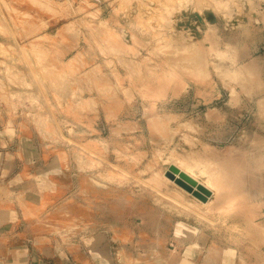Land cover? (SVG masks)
<instances>
[{
  "label": "rangeland",
  "instance_id": "1",
  "mask_svg": "<svg viewBox=\"0 0 264 264\" xmlns=\"http://www.w3.org/2000/svg\"><path fill=\"white\" fill-rule=\"evenodd\" d=\"M0 163L41 264H264V0H0Z\"/></svg>",
  "mask_w": 264,
  "mask_h": 264
},
{
  "label": "crops",
  "instance_id": "2",
  "mask_svg": "<svg viewBox=\"0 0 264 264\" xmlns=\"http://www.w3.org/2000/svg\"><path fill=\"white\" fill-rule=\"evenodd\" d=\"M5 168L6 166L0 163V171ZM28 170H22V173L29 172ZM38 171L35 169L31 172ZM21 182H25L27 186L21 185ZM1 187L3 193L0 198V264H41L39 247L34 238L37 231L26 226L25 218L29 211L35 209L34 205L40 198L38 197V190L41 192L40 181L36 179L16 181L10 178L3 182ZM19 204L25 206L20 207Z\"/></svg>",
  "mask_w": 264,
  "mask_h": 264
},
{
  "label": "bare ground",
  "instance_id": "3",
  "mask_svg": "<svg viewBox=\"0 0 264 264\" xmlns=\"http://www.w3.org/2000/svg\"><path fill=\"white\" fill-rule=\"evenodd\" d=\"M218 4V2H217ZM221 5V4H220ZM223 8V7H222ZM162 39V38H161ZM160 40V39H159ZM257 61V60H256ZM260 67V66H259ZM232 89V88H231ZM230 90V88H229ZM233 90V89H232ZM229 93V92H228ZM162 101V100H161ZM165 113V112H164ZM169 124V123H168ZM190 127V126H189ZM172 166L173 168L175 169L174 170V173H172V178H165L168 182L170 183H173V182H176L175 180L177 179H180L182 180V184H185L186 185H190V189L191 190H194L196 188V184H198V181H202L204 182L203 180L197 178L196 174L193 172V168L191 166H188V165H184V166H179V165H175L172 163ZM190 167V168H189ZM192 168V169H191ZM172 172V171H171ZM201 173V171H200ZM212 173V172H211ZM203 174V173H202ZM217 176V175H216ZM216 176L214 177V179H206V182H204V184H202L201 182H199L198 186H200L202 188V195L205 196V193L206 192H209L212 190V188H214L216 191L220 192V186H218L216 183H217V179H216ZM164 179V178H163ZM197 182H196V181ZM174 184H179V183H174ZM182 190H186L185 187H183V185H181V183L178 185ZM212 186V187H211ZM201 195V194H200ZM251 204V203H250ZM252 205V204H251ZM248 206V205H246ZM256 206V205H255ZM257 207V206H256ZM254 209V208H253ZM233 211V210H232ZM236 211H238L236 209ZM222 212V211H221ZM224 213V212H223ZM255 213V212H254ZM257 215V214H256ZM219 216V215H218ZM227 216V215H226ZM230 217V216H229ZM248 219V218H246ZM248 222V221H247ZM240 224V223H239ZM247 224V223H246ZM263 226V224H262ZM260 229V228H259ZM258 229V230H259ZM253 230V229H252ZM257 229L255 230L258 231ZM260 235V234H259ZM258 235V236H259ZM264 240V239H263ZM262 240V241H263ZM208 252V251H207ZM210 252V251H209ZM208 257V256H207ZM210 258V257H209ZM208 259V258H207ZM214 259V258H213ZM212 259V260H213ZM210 260V259H208ZM216 261V260H215Z\"/></svg>",
  "mask_w": 264,
  "mask_h": 264
},
{
  "label": "water",
  "instance_id": "4",
  "mask_svg": "<svg viewBox=\"0 0 264 264\" xmlns=\"http://www.w3.org/2000/svg\"><path fill=\"white\" fill-rule=\"evenodd\" d=\"M177 183H181V185H183V187H185L186 189H190V186L189 185H186L185 184V186H184V184H182V180H180V179H177Z\"/></svg>",
  "mask_w": 264,
  "mask_h": 264
}]
</instances>
